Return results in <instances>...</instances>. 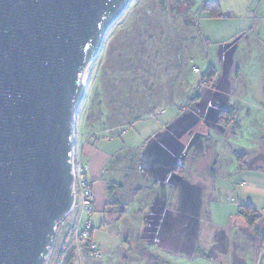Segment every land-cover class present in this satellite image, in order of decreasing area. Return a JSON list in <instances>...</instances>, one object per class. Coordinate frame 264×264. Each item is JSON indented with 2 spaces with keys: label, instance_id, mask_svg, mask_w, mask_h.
<instances>
[{
  "label": "rangeland",
  "instance_id": "obj_1",
  "mask_svg": "<svg viewBox=\"0 0 264 264\" xmlns=\"http://www.w3.org/2000/svg\"><path fill=\"white\" fill-rule=\"evenodd\" d=\"M178 1L133 0L123 16L110 28L99 56L85 74L86 96L78 111L76 124L77 149L83 140L95 142L100 138L101 144L97 146L100 150L105 149L110 153L131 151L138 164L158 174L165 163L156 157H148L156 152V149H150V136L159 133L163 127L165 129L167 121L176 116L182 105L187 106L196 98L202 84H208L202 81L201 75L210 66H215L220 73L213 86L216 87L218 81L223 79L227 87L234 89L231 94L214 93L205 102L204 123L210 130H220V135L224 132L227 134L229 130L234 133L228 141L224 140L225 143L220 141L225 152L229 153L231 147H244L246 150H258L264 156V59L259 60L255 51L250 56L243 53L245 40H239L237 33L248 21L229 19L225 15L231 8L240 10L239 7L246 0H192L193 16L190 21L175 16ZM212 1L219 2L223 18L211 19L203 13L205 3ZM182 7L183 4H180L176 12ZM237 49L241 51L240 56H237ZM225 57L228 61L237 60V64L233 63L236 67L233 72L229 68L224 71ZM224 108H236L237 121L230 124V117L222 126L225 129H222L217 120ZM166 109L169 111L167 115L161 116L160 113L155 117L157 112ZM192 124L193 120L188 119L181 126L185 129ZM126 130L128 133L122 135ZM107 138H112V141H106ZM168 143L163 140L159 146L153 144L158 149V156L172 158L177 155L168 151L167 147H172ZM174 163L177 164V161L172 165ZM260 172L262 174L256 176L259 178L258 187L263 190L256 192L260 201L264 202V167ZM108 174V188L113 185L111 181L120 182L119 177H110V172ZM246 175L248 178L252 176L250 171ZM98 184L95 188L97 206L100 203L99 194L102 193ZM186 185L183 201L178 206L152 195L153 206L144 238L133 237L134 228L142 223L135 221V216L129 213L130 207L125 203L112 205L118 199L128 203L132 198L130 190L116 191L114 196L108 193L111 206H108L107 212L98 210L91 218L95 228L92 241L101 249L102 259L87 260V255L78 249L75 233L69 232V223L65 222L59 226L58 239L47 264H60L62 255H66L64 264H132V252L129 251L135 246L151 249L155 244L157 248L176 247V238L169 237L163 230L164 210L178 211L200 219L205 218L204 208L208 209L206 202L210 195L205 187H194L190 183ZM247 187L251 186L248 184ZM230 195L232 200L238 201V193ZM232 200L230 203H233ZM126 209V215L120 221L119 213ZM163 261L164 256L159 257L156 253L138 264H163ZM175 261L192 264V261L183 258Z\"/></svg>",
  "mask_w": 264,
  "mask_h": 264
},
{
  "label": "water",
  "instance_id": "obj_2",
  "mask_svg": "<svg viewBox=\"0 0 264 264\" xmlns=\"http://www.w3.org/2000/svg\"><path fill=\"white\" fill-rule=\"evenodd\" d=\"M133 0H0V264H47L74 207L85 74Z\"/></svg>",
  "mask_w": 264,
  "mask_h": 264
},
{
  "label": "crops",
  "instance_id": "obj_3",
  "mask_svg": "<svg viewBox=\"0 0 264 264\" xmlns=\"http://www.w3.org/2000/svg\"><path fill=\"white\" fill-rule=\"evenodd\" d=\"M239 8L240 10L231 8L225 15L229 19L248 21V24L237 33L239 40H245L242 45L243 50H245L243 53L250 56L255 51L259 55L258 59L262 60L264 59V0H246ZM240 55L241 51L237 49V56ZM223 61L225 62L223 63L224 71L229 68L233 72L236 68L233 63L237 64V60H234V62L233 60L228 61V58L225 57ZM241 62H243L242 58ZM215 68L217 69L216 79L220 70L217 67ZM215 79L206 85L202 84L196 98L187 106L182 105L176 116L167 121L165 129L163 127L159 133L150 136L152 139L150 149H156V152L150 153L148 157H156L157 160L165 163V167L158 173L159 175L147 167L143 168L140 163L138 164L131 151L123 150L110 153L105 149L100 150L97 148L101 144L100 138L96 139L95 142L90 141V139L83 140L80 148H76V153L91 167L90 178L94 191L97 182H99V192H102L99 194L100 203L98 206L97 200H95V212L99 210L105 213L108 206H111L108 197L109 183L107 181L109 180L106 179L109 172L110 177L117 176L121 179L120 182L111 181L113 185H111L110 195L114 196L116 191L130 190L132 198L128 203L118 199L113 201L116 203L112 205L127 204L130 207L129 213L135 216V221L142 223L141 225L137 224L134 228V238H144L147 231L149 212L153 206L152 195L156 199L159 196L162 200L170 201L173 205L178 206L177 204L183 201L184 189L188 186L187 183L194 187H205L210 195L207 196L208 201L206 202L208 209L204 208V215L202 214L205 218L199 219V217L183 215L178 211L164 210L163 230L169 237L174 236L176 238V243L178 242L176 247L170 245L167 246L168 248H157L155 244L151 249L144 246H135L134 249L129 251L133 254V256L131 254L132 264L143 263L156 253L159 257L160 255L164 256L163 264H179L175 261L177 258L192 261V264L257 263L260 246L263 242L264 202L260 201L258 197L257 192L262 188L258 187L259 178L256 175L262 174L260 170L264 167V156L258 150H246L244 147L240 149L231 147L229 153L225 152L222 143H225L224 140L228 141L233 137L234 133L229 130L225 134L223 130L222 133L224 132V134L220 135V130H210L207 124L204 123L207 109L205 102L214 93L231 94L234 89L231 86L227 87L223 79L218 81L216 87H214ZM224 109L221 111L229 110ZM235 110L236 108H231L228 111H234L228 117V119L231 117L230 124L237 121ZM168 113L169 111L166 109L160 115H167ZM188 119H192L193 124L183 129L181 125L187 123ZM218 125L225 129L222 127L225 123H219L218 121ZM127 133L128 130L122 135ZM196 134L198 135L197 138ZM105 140L111 142L112 138ZM163 140L169 142V146L172 147H167L168 151L176 153V156L162 158L157 155L158 149L155 145L159 146V142ZM221 140L223 142L220 144ZM219 144L220 146H218ZM237 154L245 156L238 157ZM178 156L181 158H177ZM175 161H177V164L174 163L173 166L172 163ZM248 171L251 172L253 177H247L246 173ZM157 177L161 178L156 181ZM246 181L250 182L248 184L251 187H247ZM234 192L238 193V201L231 199L230 194ZM225 195L228 196V199ZM231 200L233 203H230ZM247 205H252L263 214V219L258 223L259 228L262 229V234L257 233L249 225L245 216L239 214L240 206ZM126 211L127 209L120 211V221L126 215Z\"/></svg>",
  "mask_w": 264,
  "mask_h": 264
},
{
  "label": "built area",
  "instance_id": "obj_4",
  "mask_svg": "<svg viewBox=\"0 0 264 264\" xmlns=\"http://www.w3.org/2000/svg\"><path fill=\"white\" fill-rule=\"evenodd\" d=\"M199 74L200 71L196 69ZM164 112V111H163ZM162 112H157L156 116ZM155 116V115H151ZM75 203L68 218L62 222L69 223V232L75 233L78 249L87 255V260L98 261L102 259V251L92 241L91 232L94 230L91 218L96 211L95 191L91 181V167L80 155L76 153L73 161ZM61 223V224H62ZM60 224V225H61ZM63 252V251H62ZM60 264L66 261V255H62ZM264 261V232L263 242L260 246L259 256L256 264H263Z\"/></svg>",
  "mask_w": 264,
  "mask_h": 264
},
{
  "label": "trees",
  "instance_id": "obj_5",
  "mask_svg": "<svg viewBox=\"0 0 264 264\" xmlns=\"http://www.w3.org/2000/svg\"><path fill=\"white\" fill-rule=\"evenodd\" d=\"M203 13H205L207 18H223L224 14L222 12V9L220 7V4L218 1H212V2H206L204 6ZM217 75V69L214 66H210L202 75V81L205 83H210L212 80L215 79ZM232 112L228 111H221L219 113L218 121L219 123H225L226 120H228L229 115H231ZM238 157L245 156L243 154H237ZM109 193L112 190V186L109 187ZM239 214L242 216H245L250 226H252L255 231L259 234H262V229L259 228L258 223L263 219V214L258 211L255 207L252 205L247 206H240L239 208ZM94 230L91 232V238H93Z\"/></svg>",
  "mask_w": 264,
  "mask_h": 264
},
{
  "label": "flooded vegetation",
  "instance_id": "obj_6",
  "mask_svg": "<svg viewBox=\"0 0 264 264\" xmlns=\"http://www.w3.org/2000/svg\"><path fill=\"white\" fill-rule=\"evenodd\" d=\"M180 4H183L184 7H182L179 12H176L178 10V7ZM192 6H193L192 0H179L177 2L175 9H174L175 16L177 18H182V19H185L186 21H190L192 19V16H193Z\"/></svg>",
  "mask_w": 264,
  "mask_h": 264
}]
</instances>
